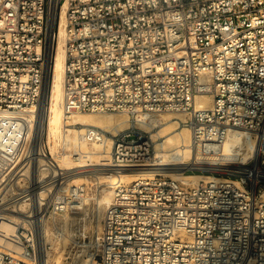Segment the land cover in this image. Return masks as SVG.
<instances>
[{
    "label": "built area",
    "instance_id": "obj_1",
    "mask_svg": "<svg viewBox=\"0 0 264 264\" xmlns=\"http://www.w3.org/2000/svg\"><path fill=\"white\" fill-rule=\"evenodd\" d=\"M61 28L65 114L125 117L124 128L72 127L109 157L97 173L138 174L109 185L95 226L83 204L92 187L69 184L75 170L52 160L46 131L42 151L34 143ZM202 94L211 105L197 108ZM0 112L11 130L0 139V264H41L42 223L67 237L66 264H264V0H0ZM140 112L187 114L204 162L182 173L206 179L169 176ZM231 129L252 135L256 156L222 155ZM63 153L77 156L65 143Z\"/></svg>",
    "mask_w": 264,
    "mask_h": 264
},
{
    "label": "bare ground",
    "instance_id": "obj_2",
    "mask_svg": "<svg viewBox=\"0 0 264 264\" xmlns=\"http://www.w3.org/2000/svg\"><path fill=\"white\" fill-rule=\"evenodd\" d=\"M62 37L63 28H61L60 40L54 56L53 71L52 73L47 71L41 92L40 103L37 107L33 134L34 143L37 144V146L40 147V151H42V138L46 131V142L51 151V158L56 161L62 169L78 170L86 167L101 166L103 163L107 165L109 157L105 156V159L102 158L99 146L97 144L89 145L82 140L81 131L83 128L76 129L72 126H96L109 130L116 125L122 127L127 125V119L118 120L115 118V114L112 113L103 115L88 113H75L72 115L65 114L63 110L65 52L63 49ZM210 105V95L202 94L196 97L197 108L209 107ZM23 117L30 120L31 115L24 113ZM187 117L188 116L185 113L140 112L134 120L141 126V129H160L154 137L162 136L164 137V141L159 144L158 151L155 155V161L157 163H166V165H172V163L178 165V167L171 168L172 170L169 171L170 177L174 179L188 178L193 181L204 180L206 177L201 174L185 175L182 173L184 169L192 168L194 166L196 167L204 162L203 158L197 153L196 148L194 147L193 133L187 128L179 131L181 121H186ZM10 131V129L1 128L0 139L6 138V135ZM63 143L67 144L71 150H74L77 156L72 158L68 153L59 155ZM221 152L227 159H236V157L242 155L243 159L248 160L253 156H256L257 149L255 141L249 132L241 129H231L225 139ZM100 161L102 163H100ZM43 175H45V173H41V177H43ZM137 176V173L123 172L120 176L113 178L107 175V173H97L96 179L98 180L97 184H99L97 186L100 188L102 186L101 182L106 184V187L100 191V198L96 199V204L98 206L97 211L100 213L110 205L113 195V191L111 190V187H109L110 184H113L117 179L131 181L136 179ZM87 177L88 176L85 175L84 172L73 173L72 176L69 177L68 182L70 185H76ZM92 200L94 201L95 197L88 195L83 201V204L88 205ZM21 206L22 209H25V207H27V202L22 203ZM64 218L66 219L68 217L65 216ZM1 228L6 234H11L14 231V227L7 223H3ZM39 232L40 263L59 264V262L51 263L50 254L47 249V251L45 250V246L50 244L49 234L45 235V224L42 223L40 225ZM66 233L67 232L64 229L63 234L65 235ZM55 239L58 241L59 237L55 236ZM51 248H53V246H51Z\"/></svg>",
    "mask_w": 264,
    "mask_h": 264
},
{
    "label": "rangeland",
    "instance_id": "obj_3",
    "mask_svg": "<svg viewBox=\"0 0 264 264\" xmlns=\"http://www.w3.org/2000/svg\"><path fill=\"white\" fill-rule=\"evenodd\" d=\"M115 118L116 119H118V120H125L126 118L125 117H121V116H117V115H115ZM188 118V117H187ZM45 124H46V122H45ZM137 124V126L141 129V126L138 124V123H136ZM125 126H127V125H125ZM125 126H123V127H125ZM121 128H123L122 126H120ZM181 128V129H180ZM184 128H186V127H184L183 125H182V121H181V124H180V126H179V131H182ZM143 129V128H142ZM143 130H145V131H147V133L149 134V136L151 137V139H153V141H154V146H155V151L157 152L158 151V147H159V144L160 143H162L163 141H164V137H162V136H155L154 137V135L160 130V129H157V130H148V129H143ZM47 141V140H46ZM100 163H102L101 161H100ZM180 166V165H179ZM174 167H178V165H174L173 163H172V165H170L169 166V168H174ZM100 168V166H94V167H86V168H82V169H78V170H71V171H74L75 173H77V172H84V174L85 175H87L88 177L87 178H85V180H82V181H80V182H78L77 184H79V183H86V184H88V186L89 187H92V189H93V192L92 193H90V195H91V197H95V200L93 201H90V207H94V222H93V225L95 226L96 225V222H97V217H98V206H97V201H96V199L97 198H100V192L99 191H101L104 187H106V184L105 183H102L101 182V184H102V186L99 188L97 185H99V184H97L98 183V180L96 179V175H97V172H96V170H98ZM90 171V172H89ZM74 173V174H75ZM89 174V175H88ZM193 174H197V173H192V174H187V175H193ZM92 175V176H91ZM92 177V178H91ZM90 181V182H89ZM96 185V186H95ZM94 187H96V192H95V190H94ZM98 187V188H97ZM98 193H99V195H98ZM92 203H95V205L93 206L92 205ZM89 207V209H90V211H91V209L92 208H90ZM104 211V210H103ZM103 211H101L99 214H101ZM89 214H90V212H89ZM86 215L84 214L83 215V217H85ZM68 219V220H67ZM63 221V220H62ZM72 221V219L71 218H64V221L63 222H65V227L67 226V225H69L70 224V222ZM86 227H88L89 226V223H90V220L88 219V218H86ZM64 225V224H63ZM50 226V228H52L53 226L50 224L49 225ZM82 227V226H81ZM64 228V227H63ZM69 233V231H67V234ZM50 236V235H49ZM56 236V235H55ZM55 236H50L49 238H50V244H49V246H50V249H47L48 250V252H49V254H50V257H51V263H55V262H59V264H66L65 263V254H66V249H67V246H68V244H69V241L68 240H66V238H65V240L64 241H60V240H58V241H56V239H55ZM53 244V245H52ZM51 246H53V248H51ZM46 250V251H47Z\"/></svg>",
    "mask_w": 264,
    "mask_h": 264
}]
</instances>
